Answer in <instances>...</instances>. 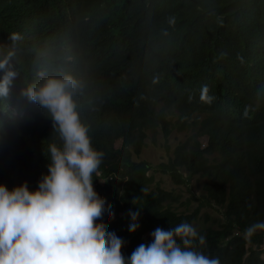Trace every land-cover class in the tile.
<instances>
[{"label": "clouds", "instance_id": "obj_1", "mask_svg": "<svg viewBox=\"0 0 264 264\" xmlns=\"http://www.w3.org/2000/svg\"><path fill=\"white\" fill-rule=\"evenodd\" d=\"M85 1L0 0V23L8 25L0 41V163H15L23 170L11 191L0 184V264H220L218 257L197 250V241L205 244V237L196 231L202 228L187 222L170 230L156 228L151 243L140 244L125 256L121 249L129 241L124 230L134 233L139 228V212H130L132 223L121 228L124 242L107 231L106 224L97 223L105 201L93 187V174L104 153L95 149L92 138L116 144L142 118L155 121L157 135L158 119L167 123L175 119L173 124L185 120L182 107L194 105L191 96L199 87L186 82L198 71L191 53L194 41L191 45L184 36L179 47L171 44L180 59L159 73L152 68L158 58H147L148 49L139 46L137 33L134 38L131 32L110 26L103 30L100 24H83ZM94 27L100 29L101 38L87 33ZM179 32L176 29L173 36ZM136 52L138 61L126 58ZM129 76L138 77L143 88L130 96V103L111 104L114 96L121 100L119 82ZM256 77L253 115L264 111V67ZM201 88V98L195 102L209 105L211 84ZM27 128L30 137L23 134ZM180 129L191 132L183 141L194 132L191 122ZM146 132L153 135L152 129H141L143 148ZM199 142L204 149L207 137ZM236 156L229 153L226 158L232 161ZM27 185L33 187L29 190ZM260 230L264 231V222L249 226L245 235ZM244 251V260L252 252L264 258V240L246 239Z\"/></svg>", "mask_w": 264, "mask_h": 264}, {"label": "trees", "instance_id": "obj_2", "mask_svg": "<svg viewBox=\"0 0 264 264\" xmlns=\"http://www.w3.org/2000/svg\"><path fill=\"white\" fill-rule=\"evenodd\" d=\"M81 22L100 24L103 30L110 26L121 33L131 32L134 38L137 33L139 46L144 44L148 49L147 58H158L152 68L159 73L180 59L171 44L176 42L179 47L184 36L191 45L194 41L191 53L198 71L186 77L189 86L199 87L196 96H191L194 105L182 107L186 116L183 121H157V128L166 133L170 128H176L178 133L189 122L194 132L173 147L167 162L159 164L157 170L168 174L175 184H186L193 178L204 180V199L224 209V221L218 228H211L213 221L196 230L205 237L204 245L197 241V250L218 257L220 264H264L260 252L243 258L246 239L259 243L264 240L261 230L251 237L245 235L249 226L264 222V111L253 115L256 102L252 96L259 87L256 76L264 67V0H86ZM178 28L180 32L173 36ZM7 32L8 25L3 21L0 41ZM87 33L102 37L98 27ZM126 58L138 61L139 52ZM208 83L211 89L207 95L213 97L212 102L196 103L201 98V87ZM119 86L121 100L114 96L111 104L126 105L132 101L130 96L143 88L134 76L119 82ZM167 90L178 97V93ZM177 107L181 110L179 104ZM154 124L155 121L142 118L141 124L129 126L121 144L92 138L95 149L104 153L93 174V187L105 201L104 215L97 223L106 224L107 231L124 242L121 228L132 223L130 212H139V228L134 233L124 230L129 245L123 244V256L140 244L151 243V233L156 228L170 230L182 222L194 227L203 205L200 202L190 213L177 212L174 203L178 197L154 183L148 173L150 164L139 159L144 149L141 129H152L154 134ZM23 134L30 137L31 129H24ZM203 136L207 137V145L201 149L199 139ZM235 152V159L228 161L227 155ZM22 173L15 163H0V184L11 191ZM27 187L30 190L33 186Z\"/></svg>", "mask_w": 264, "mask_h": 264}, {"label": "rangeland", "instance_id": "obj_3", "mask_svg": "<svg viewBox=\"0 0 264 264\" xmlns=\"http://www.w3.org/2000/svg\"><path fill=\"white\" fill-rule=\"evenodd\" d=\"M174 122L175 119L168 121L169 124ZM146 134L147 137L144 139L145 146L139 159L145 160L150 164L151 168L148 173L153 176L154 183L159 184L178 197V200L174 203L177 212L190 213L200 202L203 203L198 212V221L194 226L196 229L206 228L213 221L214 224L211 225V228H218V224L222 222V208L215 202L204 199L207 197L204 192V180L198 181L193 178L186 184H175L168 174L157 170L159 164L167 162L168 154L171 153L173 147L191 134L190 130L184 129L180 133L171 131L169 134L161 130L157 135H151L149 132H146ZM202 140H200L201 143H203ZM117 143L121 144L120 141ZM182 204L185 205L180 207Z\"/></svg>", "mask_w": 264, "mask_h": 264}]
</instances>
